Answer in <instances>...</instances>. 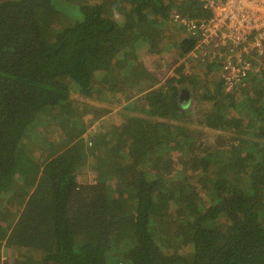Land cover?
<instances>
[{"label": "trees", "instance_id": "1", "mask_svg": "<svg viewBox=\"0 0 264 264\" xmlns=\"http://www.w3.org/2000/svg\"><path fill=\"white\" fill-rule=\"evenodd\" d=\"M202 4L0 0V264H264V74L160 84Z\"/></svg>", "mask_w": 264, "mask_h": 264}, {"label": "built area", "instance_id": "2", "mask_svg": "<svg viewBox=\"0 0 264 264\" xmlns=\"http://www.w3.org/2000/svg\"><path fill=\"white\" fill-rule=\"evenodd\" d=\"M206 18L189 19L171 10L200 40L191 49V60L213 64L226 92L245 86L252 76L264 74V0H202Z\"/></svg>", "mask_w": 264, "mask_h": 264}, {"label": "rangeland", "instance_id": "3", "mask_svg": "<svg viewBox=\"0 0 264 264\" xmlns=\"http://www.w3.org/2000/svg\"><path fill=\"white\" fill-rule=\"evenodd\" d=\"M170 44H171V41H169V40H167L166 42L163 43V47H165V50H168L167 48L170 46ZM168 52L170 53V50H168L166 53L168 54ZM162 62H163L162 64L164 65V67L169 66V65H171V66L168 67V69H165L164 76L162 77L160 84L171 80V77L173 76V74L176 73V77H175V78H177L176 89H177V91H179V103L183 106V102L189 101L190 104L185 106V109H189L190 107L193 106V104H194L193 99L196 96H195V93H193V87H192L191 83L188 81V73H192V72L197 73L198 74L197 78L201 80L207 74L208 70L203 65H199L198 63H196V61H193V62L192 61H189V62L185 61V64H184L183 61L180 59L177 61H174V62L172 61L173 63L167 62L165 59H163ZM162 64L159 67L163 68ZM175 69L178 70V74L175 71ZM214 70H215L214 74H216V76H218L219 74H218V70L216 69V67L214 68ZM180 73H181V75H180ZM179 75H180V77L178 78ZM249 83H250V81H248V85H249ZM195 86H197V84H195ZM183 92H185V94L181 96L180 94H183ZM186 92L188 94L189 93L191 94L190 99H188V96H186ZM103 106H106V103L99 105V107H103ZM109 106H110V110L107 109L108 112L106 114H104L102 117L107 119V120H110V124H113L114 122H121L123 120V118L120 117L121 113L119 112V107L117 106V101L115 99H112ZM189 117L191 118L192 122L196 126H198V116L195 113H192V114H189ZM199 127H200V125H199ZM203 129L205 132H207V130H208L207 128H203ZM208 131H209V134H211V135L216 133V132H213L211 130H208ZM175 167H177V166H175ZM89 177H92V175H90ZM10 202L14 206V201H10ZM5 223L7 224L8 222H5Z\"/></svg>", "mask_w": 264, "mask_h": 264}, {"label": "water", "instance_id": "4", "mask_svg": "<svg viewBox=\"0 0 264 264\" xmlns=\"http://www.w3.org/2000/svg\"><path fill=\"white\" fill-rule=\"evenodd\" d=\"M180 95L182 96V95H184V94H180ZM186 96H188V99H190L191 94H190V93L188 94V93L186 92ZM188 102H189V101H188Z\"/></svg>", "mask_w": 264, "mask_h": 264}, {"label": "flooded vegetation", "instance_id": "5", "mask_svg": "<svg viewBox=\"0 0 264 264\" xmlns=\"http://www.w3.org/2000/svg\"><path fill=\"white\" fill-rule=\"evenodd\" d=\"M183 94H185V92H183Z\"/></svg>", "mask_w": 264, "mask_h": 264}]
</instances>
